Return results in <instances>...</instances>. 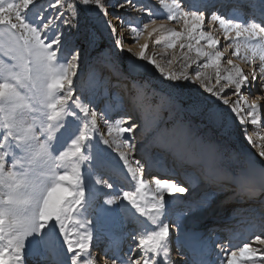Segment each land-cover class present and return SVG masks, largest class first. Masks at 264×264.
Masks as SVG:
<instances>
[{"label": "snow or ice", "instance_id": "1", "mask_svg": "<svg viewBox=\"0 0 264 264\" xmlns=\"http://www.w3.org/2000/svg\"><path fill=\"white\" fill-rule=\"evenodd\" d=\"M39 3L0 0V264H30L35 255H42L45 264H94L93 248L107 234L105 226L119 224L121 216L137 227L128 234L133 243L126 252L123 248L111 252L110 264H171L170 204L175 194H190L189 188L160 178L155 189L148 185L144 163L134 159L135 132L142 126L147 130V125L131 115L112 119L108 107L97 112L95 93L74 83L82 54L65 29L78 32L91 14L106 25L116 53L127 58L129 74L149 69L158 74L159 83L150 95L159 96L170 108L202 117L223 135L231 134L236 121L244 140L255 147L247 129L256 125L257 100L264 97L249 101L243 92L256 85L264 91V15L261 23L239 22L206 16L203 10L186 7L184 0H158L168 21L182 22L178 31L141 0H54L49 6L59 15L52 18L43 14ZM120 10L124 14H118ZM110 11L115 24L108 18ZM217 20L225 33L223 50L211 30V22ZM117 24L130 28V36L118 32ZM144 33L150 38L165 36V50L179 47L182 55L165 57L162 66L154 58L159 53L148 54L147 41L138 52L123 46L124 39L135 46ZM91 36L93 42L98 39L95 32ZM233 44L232 55L251 65L247 73L230 58L222 66ZM178 59L181 67L173 69ZM89 75L95 76V70L90 69ZM150 87L134 82L133 104L148 101ZM229 92L234 101L227 98ZM145 107L152 106L145 103ZM158 119L154 116L153 124ZM168 147L179 158L189 155L181 140ZM113 153L134 190L104 179ZM258 155L262 158L258 170L264 177V150ZM260 192L264 188L242 185V194L249 198ZM214 195L194 201L190 210L206 206ZM182 226L177 218L175 227ZM257 243L264 246V228L249 242L221 245L219 264H264V248L254 247Z\"/></svg>", "mask_w": 264, "mask_h": 264}, {"label": "rangeland", "instance_id": "2", "mask_svg": "<svg viewBox=\"0 0 264 264\" xmlns=\"http://www.w3.org/2000/svg\"><path fill=\"white\" fill-rule=\"evenodd\" d=\"M50 2L54 3V0H40V3L37 5V7H39L43 14L48 18L59 15L54 8L49 6ZM218 2H220V0H184L186 7L193 10H203L205 11L206 16L219 12H217V10H213L214 7H217L216 9H220ZM255 2L257 5L262 4L259 0H256ZM141 3H144L148 7L153 8L154 11L159 12L160 16L158 18L163 19V22L169 24L175 30H182V22L168 21L166 19L167 13L162 8V6L159 5L158 0H141ZM255 13L260 17L264 15V11L262 12L263 14L260 12H254L253 15ZM118 14H124L123 10H120ZM242 14L244 19L247 20V23H251L253 21L256 23H261V20L258 21L256 16L248 14L246 11ZM218 15L223 16L226 19H231L228 14L223 15L220 13ZM108 18L112 19L114 24L116 23L115 19H113L114 16L111 14V11ZM144 22H147L146 18ZM209 23V19H206L205 25H208ZM116 27L118 32L123 31L125 37L130 36V28L126 27L121 29L118 24ZM205 30L209 29L205 27ZM211 30L213 31V34L221 40L220 50H223V47L225 46L224 39L222 40V37L218 33L219 31L213 29V27ZM218 30H220L222 33L224 32L222 28H219ZM92 32H95L96 36L98 37L95 42L92 40ZM65 35H68L74 41L75 47L78 48L82 54L79 79L74 80V83L77 85V88L83 86L85 88H89L90 90H95L94 92L97 97V103L93 106L95 108L99 107L100 111L105 108L106 105L114 103V100L116 99L120 100L119 103H121V100L126 101L124 104H126L128 100L132 103L133 110L137 111L136 121H138L139 124L147 125V130H145V128L142 126L135 132L136 152L134 159H139L144 163V176L147 179L148 185L151 186L152 189H155L153 183H150L149 181V179L152 177V172L147 170L149 169L148 167L150 165L152 168L153 163L157 166H161L163 169L164 167H167L168 163H176L177 167L184 168V170L181 171H185L186 173L192 171L191 173H188V180L194 179L197 181V184L192 186V188L190 184L188 185L184 182H181L180 185L188 187L189 191L193 189V192H190L189 196L186 194H175L176 196H174L171 200L169 211L172 219L167 221L170 223V226H172V239L169 249L170 257L174 252L172 251V241H174L175 238L178 239V237H175L177 236L178 232L180 236L184 237L185 240L190 241L191 235L198 234L201 230H203L205 225L204 221L211 223L218 218L220 219L221 213L226 212L224 209L238 205L240 203L242 204L243 201L250 200L253 206L247 204L248 210H251L252 208L251 212L256 214L260 213V215L264 214L261 213L264 212V206L257 205V203H264V192H260L258 195H256L259 197L256 199L249 198V196L242 194V185L251 186L255 189L264 188V177L261 176L258 170L260 164L254 159V153L264 150V139L261 138V135L255 137L251 135L255 125L249 126L247 129L248 134L252 136L253 144L255 145L254 147L253 145L247 144V142L244 140L243 134L236 121L232 122L231 134L223 135L219 132V130L212 127L211 125H208L202 117L193 116L188 112L170 108L167 106V102L162 101L159 96L150 95L152 89L156 88L159 83L158 74L153 72L151 69L141 73L140 75L129 74L126 71L127 58L116 53L113 41L108 33L106 25H104L102 22H98L91 14L89 15V22L87 23L86 27L82 25L78 32L75 30L69 32V30L65 29ZM232 36L235 37V34H232ZM164 39L165 36L154 34V36L150 38L146 33H144L140 35L139 42L137 44L140 45L147 41L149 44V49L147 50L148 54L151 55L153 53H159V55H156L154 58H156L163 66L165 57L171 58L173 55L180 57L182 55V50L179 47L176 49L165 50ZM127 41H131V39H124L123 46L125 48H127ZM156 41L160 42L157 43ZM233 46L235 45L233 44ZM230 49L231 48H229L228 52L226 53L225 60H222V66L226 64V59L230 58L240 65V67L247 73V65L237 62L233 57L234 55H232L233 50L231 51ZM138 51L139 47L137 50L133 48V52ZM183 51H186V49ZM101 53H105V55H101ZM243 53L244 49L241 50V55H243ZM2 55L3 54L0 53V56ZM3 58L6 60L8 59L6 56ZM257 61L256 63L259 65V59H257ZM181 63L182 62L179 59L176 60L172 65L173 69L180 68ZM90 69L95 70V76L90 77ZM189 74H192L191 70H189ZM134 82L148 83L151 85V87L147 90L149 94L148 101L144 103L133 104L132 97L135 95V89L133 88ZM212 82L215 83L214 80ZM156 90L159 91L158 88ZM256 92L259 93V96L261 95V97H264V91L261 90V87ZM110 93H112V98L109 96ZM250 94L251 93L248 91L243 92V95L246 96L249 101H252L254 95L250 96ZM228 95L229 93H227V98H229ZM103 96L106 97L104 98ZM235 99L236 98H229L230 102L234 101ZM145 103L150 104L152 107L146 108ZM261 103L263 109L260 111V113L258 110L257 119L260 118L263 120L259 123V125L260 128H264V99H261ZM258 105H260V103H258ZM157 106H159L158 113L155 111ZM156 115L159 116V119L156 124H153V117ZM244 115L246 118V123L250 125L251 117H249L246 112ZM204 136H206V138H204ZM173 140L183 141L185 149L189 154L186 158H179L174 153V151L168 147V144ZM112 157L113 158H111L108 162V176L105 175L104 179L108 180L109 182L115 181L116 186L123 190H134L133 182L131 181L130 177H126V169L121 166V162L118 160V158H115V153L112 154ZM253 162H255V167H253ZM219 170H222L227 176H232L233 181L231 184L226 182L222 183L223 187H221V189H217V192H214L215 195L211 197L206 206L190 210V205L194 201H199L205 197L206 194L213 193L210 192L211 187L206 186L205 183L208 180L207 178L210 173ZM160 175L168 177L171 176L170 174L166 175L165 173ZM220 179L223 181L224 178ZM224 194L225 196L230 197L225 202H223L222 199L219 200L220 196L222 198ZM147 195H151V193H147ZM209 217L211 218L209 219ZM177 218L182 220V229L175 227ZM208 219L209 221H207ZM258 221L261 222V224L259 223L260 226H264V221L262 222L259 219ZM111 225L112 226L110 227L107 225L105 226V233H107L109 236L111 235L110 237L112 238H118L119 233H117L114 229L118 224ZM119 225L120 228L125 226L124 228L127 229L129 233L137 227L135 223L129 221L124 216L120 217ZM255 235H258V233L256 232V234L252 235L250 240H254ZM245 238L247 239V236H245ZM119 239L121 238L119 237ZM126 240V248L124 245L125 250H127L128 246L133 243L130 235H128V239ZM253 246L257 248H264V246H261L258 243L254 244ZM40 257V255L31 257V264L34 259H38ZM92 259L94 262L95 257H92ZM216 260L219 264L220 253L216 256ZM41 261H44L43 264H45L44 259ZM171 264H173L172 260ZM255 264H261V262H255Z\"/></svg>", "mask_w": 264, "mask_h": 264}, {"label": "bare ground", "instance_id": "3", "mask_svg": "<svg viewBox=\"0 0 264 264\" xmlns=\"http://www.w3.org/2000/svg\"><path fill=\"white\" fill-rule=\"evenodd\" d=\"M219 4H223V2H220ZM263 5H264V2H263ZM223 6H225L224 4H223ZM217 8V7H216ZM215 7H214V11H216V10H218V9H216ZM225 11V9L224 8H222L217 14H220L221 12H224ZM214 13V12H213ZM113 19H115V18H113ZM232 19H235V20H238V21H241V22H243L244 21V19H242V17L240 16V18L238 19V17H232ZM210 22V21H209ZM245 22V21H244ZM250 23V22H249ZM213 27V29H215V30H217V31H219L218 33L220 34V36L222 37V40L224 39V37H225V33L223 32H221L220 30H218L219 28H221V27H219V21L217 20V21H215V22H211V28ZM219 27V28H218ZM208 29V28H207ZM232 34H235L234 32L233 33H231V35ZM126 47H133V48H135L136 50L138 49V47H139V44H136L135 46H133L132 45V42L131 41H127L126 42ZM235 46H232V48L230 49L231 51L233 50V48H234ZM243 48H241V50H242ZM234 57V59L237 61V62H239V63H241V64H245V65H247V70H249V68L251 67V65L250 64H248V63H246L245 61H244V59H240V58H238L237 56H233ZM257 63H258V61H257ZM259 63H260V61H259ZM257 72L259 73V68H257ZM92 92H94L95 90H91ZM95 93V92H94ZM256 93H258V92H256ZM258 95V97H259V94H257ZM104 98L106 97V96H103ZM228 97L229 98H236L234 95H232L230 92H229V95H228ZM103 98V99H104ZM228 98V99H229ZM103 99H102V101H103ZM124 102L125 101H121V103H119L122 107L120 108V110L122 111V116L123 115H131L132 116V103L131 102H129L128 100H127V103L126 104H124ZM257 102L258 103H260V107H259V113H260V111H262V109H263V106H262V103H261V100H257ZM110 106H108V108H109ZM96 110H97V112H100L99 111V107H96ZM133 119L136 121V118H134L133 117ZM261 121H263V120H261L260 118H258L257 119V123H256V125L253 127V130H252V133H251V135H253L254 137L255 136H258V135H261V136H264V128H260V125H259V123L261 122ZM137 123H138V121H136ZM101 128H102V130L105 132V134H107V132H106V128H104V126L103 125H101ZM204 138H206V136H204ZM258 153L259 152H256V153H254V159L259 163L260 162V157H259V155H258ZM151 166V165H150ZM149 169H147V170H149V171H151L152 172V180L154 181V182H156V179L157 178H160V179H168V180H170V181H172V178L173 177H167V176H163V175H160V174H166V175H168V173H170L171 174V172H164V169L161 167V166H157L156 164H154L153 163V165H152V168L151 167H148ZM151 169V170H150ZM178 169L179 170H184V168H179L178 167ZM246 169V168H245ZM176 174H177V172H175ZM219 176V178H224L225 179V181H224V179H223V181H220V182H214V180L215 179H217V177ZM221 176V177H220ZM126 177H128L127 175H126ZM125 179V178H124ZM128 179V178H127ZM208 180L206 181V183H205V185L206 186H208V187H211V191L210 192H217V189H221V187H223L222 185V183H230L231 184V182L233 181V178H232V176H227V175H225L224 174V172L222 171V170H219V171H216V172H213V173H210L209 175H208V178H207ZM126 180V179H125ZM127 181V180H126ZM204 182V181H203ZM156 184V183H155ZM197 183L195 182L194 184H193V186H195ZM156 186V185H155ZM121 187V186H120ZM151 187V186H150ZM155 188V187H154ZM190 192H193V189L190 191ZM149 194V193H148ZM187 196H189V194H186ZM233 195V194H232ZM174 196H176V195H174ZM178 196V195H177ZM166 200H168V197H167V195H166ZM230 197H228V196H225V194L222 196V198H221V196H220V198H219V200L220 199H222V201L223 202H225V201H227V199H229ZM256 198H259L258 196H256V197H254V198H252V199H256ZM232 199V198H231ZM256 204V203H255ZM257 205H259V206H264V203L263 202H261V203H257ZM251 207V206H250ZM257 209V208H256ZM255 209V210H256ZM261 213H264V212H261ZM211 217H209V219H210ZM262 218V217H261ZM209 219L207 220V221H209ZM204 223L206 224L207 222H205L204 221ZM203 223V224H204ZM257 223L259 224H261V222H259V221H257ZM260 224H259V226H258V228H260L261 226H260ZM202 225V224H201ZM108 227H110V226H112L111 224H109V225H107ZM224 226L225 225H218L216 228H214L212 231H215L216 232V236H219L221 233H223V230H222V228H224ZM125 227V226H124ZM120 228V225L118 224L114 229H115V231L117 232V233H119V237L121 238V241H124V240H126V239H128V234H129V232H128V230L127 229H125V228ZM262 227H264L263 225H262ZM111 234V233H110ZM211 234H212V232H211ZM238 236H240L241 235V233L240 234H237ZM111 236V235H110ZM108 234L107 235H104V237H103V239L100 241V243L102 242H104V241H108V243H109V245H108V249L110 248V247H112V249H113V247H115V241L110 237ZM244 238H245V236L246 235H242ZM176 237H178V239L180 238L179 237V232H178V234H177V236ZM113 242H114V244H113ZM111 244H113V245H111ZM125 245V244H124ZM99 247V246H98ZM124 249V248H123ZM106 251V250H105ZM109 254H107V253H105L102 257H100V255L99 254H97V246L96 247H94L93 248V257L95 256V258H96V256H97V263H100V264H104V261L107 259V260H109V264H110V259H111V254L108 256ZM41 257L40 258H38V259H34V261L32 262V264H43V262L41 261L42 259H44V257L42 256V255H40ZM177 258L178 259H180V257L179 256H177ZM45 260V259H44ZM100 260H101V262H100ZM181 260H183V259H181ZM30 264H31V262H30Z\"/></svg>", "mask_w": 264, "mask_h": 264}]
</instances>
